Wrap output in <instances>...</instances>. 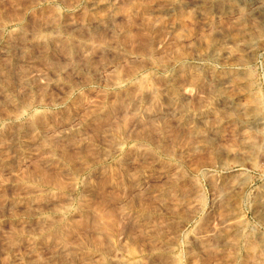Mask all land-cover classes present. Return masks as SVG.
Here are the masks:
<instances>
[{"label": "rangeland", "instance_id": "obj_1", "mask_svg": "<svg viewBox=\"0 0 264 264\" xmlns=\"http://www.w3.org/2000/svg\"><path fill=\"white\" fill-rule=\"evenodd\" d=\"M0 264H264V0H0Z\"/></svg>", "mask_w": 264, "mask_h": 264}]
</instances>
